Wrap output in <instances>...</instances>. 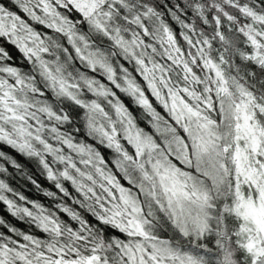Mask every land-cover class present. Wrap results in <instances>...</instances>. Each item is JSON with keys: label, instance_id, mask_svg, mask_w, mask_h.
Segmentation results:
<instances>
[{"label": "snow or ice", "instance_id": "snow-or-ice-1", "mask_svg": "<svg viewBox=\"0 0 264 264\" xmlns=\"http://www.w3.org/2000/svg\"><path fill=\"white\" fill-rule=\"evenodd\" d=\"M0 207V264H264V0H0Z\"/></svg>", "mask_w": 264, "mask_h": 264}, {"label": "trees", "instance_id": "trees-1", "mask_svg": "<svg viewBox=\"0 0 264 264\" xmlns=\"http://www.w3.org/2000/svg\"><path fill=\"white\" fill-rule=\"evenodd\" d=\"M5 151H9L8 149H5ZM14 155V153H13ZM18 159H20L19 157H17ZM23 163L26 164V166L28 167V169L32 172V174L34 175V177L40 181L45 187H47V182L43 180V177L39 175L37 169L35 168V166L33 164L27 163L26 161H22ZM14 186L19 188L21 191H23L26 195H28L30 198H39L36 194L35 189L28 183H26L23 180H20L19 183L13 182ZM0 214H3V209L2 207H0ZM23 227V225H18Z\"/></svg>", "mask_w": 264, "mask_h": 264}]
</instances>
